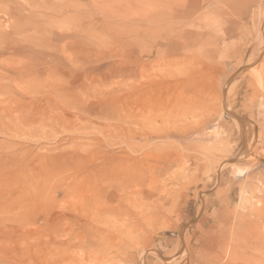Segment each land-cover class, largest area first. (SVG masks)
I'll return each instance as SVG.
<instances>
[{
    "label": "rangeland",
    "instance_id": "rangeland-1",
    "mask_svg": "<svg viewBox=\"0 0 264 264\" xmlns=\"http://www.w3.org/2000/svg\"><path fill=\"white\" fill-rule=\"evenodd\" d=\"M258 2L0 0V264H264Z\"/></svg>",
    "mask_w": 264,
    "mask_h": 264
},
{
    "label": "bare ground",
    "instance_id": "bare-ground-1",
    "mask_svg": "<svg viewBox=\"0 0 264 264\" xmlns=\"http://www.w3.org/2000/svg\"><path fill=\"white\" fill-rule=\"evenodd\" d=\"M256 17L259 19V21H261V23L259 25L263 24V18H262V3H261V0H259V2L257 4ZM53 262H54V260H53Z\"/></svg>",
    "mask_w": 264,
    "mask_h": 264
}]
</instances>
